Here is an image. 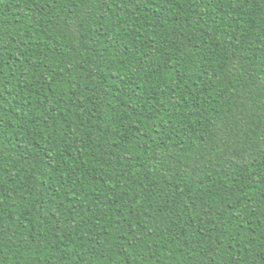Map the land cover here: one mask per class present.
<instances>
[{
	"label": "trees",
	"instance_id": "1",
	"mask_svg": "<svg viewBox=\"0 0 264 264\" xmlns=\"http://www.w3.org/2000/svg\"><path fill=\"white\" fill-rule=\"evenodd\" d=\"M0 264H264V0H0Z\"/></svg>",
	"mask_w": 264,
	"mask_h": 264
}]
</instances>
